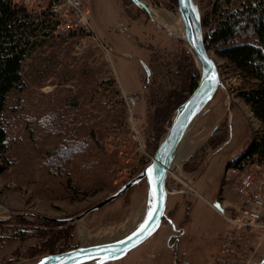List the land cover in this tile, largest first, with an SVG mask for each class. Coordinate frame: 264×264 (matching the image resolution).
Instances as JSON below:
<instances>
[{
    "label": "rangeland",
    "instance_id": "obj_1",
    "mask_svg": "<svg viewBox=\"0 0 264 264\" xmlns=\"http://www.w3.org/2000/svg\"><path fill=\"white\" fill-rule=\"evenodd\" d=\"M141 1L152 12L180 20L174 0ZM244 1L248 0L197 3L203 16L213 5L218 12L233 11ZM86 4L91 32L76 28L71 14L69 21L51 14L50 0L28 8L47 20L24 62L21 87L8 94L3 114L8 133L0 159V166L7 167L0 174V264H34L75 249L83 244L84 230L89 236L86 245L109 241L92 242L96 238L132 232L147 205L146 180L79 221L52 223L34 214L75 218L141 173L173 121L176 111L162 137L154 138V111L175 83L179 65H195L200 77L186 43L156 26L131 0ZM216 19L214 14L213 27ZM172 32L180 35L181 24ZM237 40H251V35L243 32ZM210 52L224 87L183 138L194 150L183 162L174 163L168 176L167 191L177 193H168L166 218L152 237L106 264H258L264 256L259 254L264 237L235 228L223 214L232 216L234 208L227 204L225 210L218 203L223 197L234 200L239 175H228L229 165L248 148L260 123L239 96L245 85L238 72L215 48ZM129 96L138 99L136 104L126 100ZM139 139L148 155L139 149ZM67 140L70 160L52 166L49 153Z\"/></svg>",
    "mask_w": 264,
    "mask_h": 264
},
{
    "label": "trees",
    "instance_id": "obj_2",
    "mask_svg": "<svg viewBox=\"0 0 264 264\" xmlns=\"http://www.w3.org/2000/svg\"><path fill=\"white\" fill-rule=\"evenodd\" d=\"M177 4L178 0H174ZM47 14V13H46ZM214 14L216 16L213 27ZM27 8L14 4L12 0H0V159L6 148L7 124L3 117L7 96L20 88L23 81V65L37 46L39 27L46 26L45 19H39ZM204 38L209 50L215 48L218 56L230 63L244 81L240 97L250 107L260 123V131L254 135L248 148L229 166L242 165L251 161L264 163V0L244 1L236 10L217 11L216 6L202 16ZM243 32L251 40L238 41ZM50 33H44L48 36ZM193 71L195 72L193 75ZM175 83L166 93L163 101L154 111V132L156 139L165 133L166 124L177 108L198 86L199 72L195 65L180 64ZM191 95V94H190ZM62 122L61 119H56ZM54 129L49 127V131ZM214 147L217 144L212 143ZM52 166L67 164L72 150L70 141H63L50 153ZM0 166V174L6 170ZM64 226L65 224H57Z\"/></svg>",
    "mask_w": 264,
    "mask_h": 264
},
{
    "label": "water",
    "instance_id": "obj_3",
    "mask_svg": "<svg viewBox=\"0 0 264 264\" xmlns=\"http://www.w3.org/2000/svg\"><path fill=\"white\" fill-rule=\"evenodd\" d=\"M131 1L147 13L156 26L169 35L177 37L186 43L193 53L200 70V81L198 86L177 108L171 126L164 139L161 141L159 148L149 165L136 177L120 187L116 193L75 218H53L37 214H34V216L52 223L79 221L89 213L97 211L117 200L126 191L143 180L147 181L149 197H153V189H155V198L153 197V205L156 206L154 209L155 215L151 221L149 220V217H147L138 228L124 238L107 243L93 244L89 246L82 245L69 251L50 254L34 264H106L123 258L131 250L152 237L166 218L168 201L166 185L168 172L173 167L176 150L183 141L189 126L203 113L204 110H206V107L214 99L219 89L224 87L219 67L213 59L204 38L202 16L197 0H178L179 14L183 25V31L180 35L173 33L166 26L159 23L153 17L149 5L141 0ZM143 67L147 75L150 76L151 71L148 66L143 63ZM149 169H152L151 175L148 174ZM145 225L147 226L146 230L140 232V229ZM137 233L140 234L137 235Z\"/></svg>",
    "mask_w": 264,
    "mask_h": 264
},
{
    "label": "built area",
    "instance_id": "obj_4",
    "mask_svg": "<svg viewBox=\"0 0 264 264\" xmlns=\"http://www.w3.org/2000/svg\"><path fill=\"white\" fill-rule=\"evenodd\" d=\"M14 4L29 8L40 6L45 0H12ZM87 0H50L51 14L57 16L60 21L68 20L67 14H71L75 19V27L87 32L92 31V25L89 20V12L86 4ZM29 10V9H28ZM131 104H136L137 98L129 96L126 98ZM139 149L144 155H148L147 146L142 140H138ZM253 166H242L243 169L233 165L228 168L227 174L239 175L235 184L236 200L232 203L229 212L232 216L226 215L235 228L255 231L260 234V239L264 237V163H252ZM172 174L169 170L168 176ZM191 187V186H190ZM193 191V187H191ZM179 192V191H178ZM196 192V191H195ZM176 194L177 192H168ZM223 208V207H222ZM227 207L224 206L226 210ZM229 211V210H228ZM228 213V214H229ZM260 242L256 245L255 252L258 251Z\"/></svg>",
    "mask_w": 264,
    "mask_h": 264
},
{
    "label": "bare ground",
    "instance_id": "obj_5",
    "mask_svg": "<svg viewBox=\"0 0 264 264\" xmlns=\"http://www.w3.org/2000/svg\"><path fill=\"white\" fill-rule=\"evenodd\" d=\"M152 14H153V17L159 23H162L163 25H165L170 31L175 30L179 26V23H180L181 24V33H182V31H183V25H182L181 19L179 20L178 17L170 16L168 14H164V13H161L159 11H155V12L153 11ZM197 119H198V117L195 120H197ZM193 147L194 146L191 143V141H184L183 140L181 142V144L179 145V147L177 148V150H176V153L174 155L173 165L176 162L177 163H181L185 159H187V157L190 155V153L194 150ZM152 206H153V197L151 196V197H148L147 198V205H144L141 208V212H140L141 221L139 222V225L137 227H135V229L138 228L146 220V218L148 217L149 209H152ZM120 233H122V232H120ZM88 237L89 236H88L87 232L84 230L83 233H82V238H83V244L82 245L83 246H89V245H86L89 242L88 241ZM114 237H115V239H114ZM124 237H120V238H116V236L100 237L99 239L96 238V240H93L92 242H96L97 243V242H100V241L109 240V241L101 242V243H107V242H112V241H115V240H118V239H121V238H124ZM101 243H99V244H101Z\"/></svg>",
    "mask_w": 264,
    "mask_h": 264
},
{
    "label": "crops",
    "instance_id": "obj_6",
    "mask_svg": "<svg viewBox=\"0 0 264 264\" xmlns=\"http://www.w3.org/2000/svg\"><path fill=\"white\" fill-rule=\"evenodd\" d=\"M235 197H236L235 194H234V200H227L225 197H223V201H221L220 199H218V203L221 205V207H222V205L225 206V207H227V206H228L227 204L232 205V203H234V201L236 200ZM226 205H227V206H226ZM259 254H260L261 256H262V254H264V248H263V249H260V253H259ZM210 256H211V255H210ZM210 259H211V257H208V258H207L208 261H210ZM258 264H264V256H263V258L259 261Z\"/></svg>",
    "mask_w": 264,
    "mask_h": 264
},
{
    "label": "snow or ice",
    "instance_id": "obj_7",
    "mask_svg": "<svg viewBox=\"0 0 264 264\" xmlns=\"http://www.w3.org/2000/svg\"><path fill=\"white\" fill-rule=\"evenodd\" d=\"M148 174L149 175H151L152 174V169H149L148 170ZM153 197L155 198V189H153ZM155 205H153V208L152 209H149V212H148V217H149V220L151 221L152 220V218L154 217V215H155V211H154V209H155ZM146 225L144 226V227H142L141 229H140V232H144L145 230H146ZM140 233H137V235H139Z\"/></svg>",
    "mask_w": 264,
    "mask_h": 264
}]
</instances>
